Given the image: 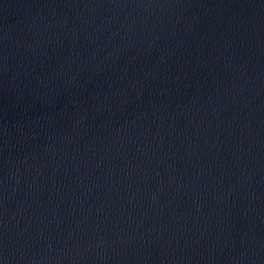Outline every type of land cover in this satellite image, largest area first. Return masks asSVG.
<instances>
[{
    "label": "water",
    "instance_id": "1",
    "mask_svg": "<svg viewBox=\"0 0 264 264\" xmlns=\"http://www.w3.org/2000/svg\"><path fill=\"white\" fill-rule=\"evenodd\" d=\"M0 264H264V0H0Z\"/></svg>",
    "mask_w": 264,
    "mask_h": 264
}]
</instances>
